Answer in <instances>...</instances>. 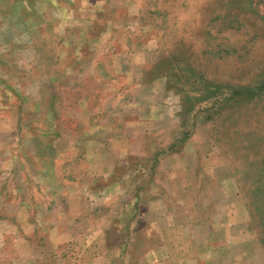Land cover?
Here are the masks:
<instances>
[{"label": "rangeland", "instance_id": "1", "mask_svg": "<svg viewBox=\"0 0 264 264\" xmlns=\"http://www.w3.org/2000/svg\"><path fill=\"white\" fill-rule=\"evenodd\" d=\"M0 264H264V0H0Z\"/></svg>", "mask_w": 264, "mask_h": 264}, {"label": "crops", "instance_id": "2", "mask_svg": "<svg viewBox=\"0 0 264 264\" xmlns=\"http://www.w3.org/2000/svg\"><path fill=\"white\" fill-rule=\"evenodd\" d=\"M208 241V240H207ZM206 241V242H207ZM208 255H207V257H216L217 258V255H215V254H212V253H207ZM156 256H158L157 254H156V252L154 251V250H149V251H147L146 252V254H145V257H146V259H150V258H152V259H156ZM144 257V256H143ZM215 258V259H216ZM209 261H212V258L209 260Z\"/></svg>", "mask_w": 264, "mask_h": 264}]
</instances>
